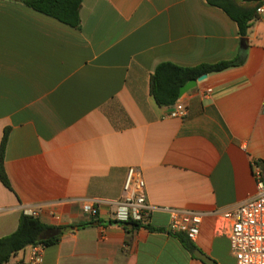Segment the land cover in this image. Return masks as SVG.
<instances>
[{
	"label": "crops",
	"instance_id": "0c3cea01",
	"mask_svg": "<svg viewBox=\"0 0 264 264\" xmlns=\"http://www.w3.org/2000/svg\"><path fill=\"white\" fill-rule=\"evenodd\" d=\"M80 20L75 29L0 0V145L8 130L11 183L0 181V239L35 210L60 230L43 264H207L195 250L236 264L220 213L256 194L255 166L264 173V12L246 37L206 0H82ZM236 59L179 98L183 119L151 95L162 63ZM130 167L143 173L149 229L110 220ZM88 202L97 219L84 213ZM166 209L202 217L192 252L167 232Z\"/></svg>",
	"mask_w": 264,
	"mask_h": 264
},
{
	"label": "built area",
	"instance_id": "2783aa9c",
	"mask_svg": "<svg viewBox=\"0 0 264 264\" xmlns=\"http://www.w3.org/2000/svg\"><path fill=\"white\" fill-rule=\"evenodd\" d=\"M264 7L257 9L262 14ZM212 93L208 88L203 96ZM188 110L181 99L177 100L170 111L171 118L183 119ZM256 194L237 205L220 213V230L229 236L231 251L236 264H264V173L255 166ZM152 209L147 205L146 184L141 169L130 167L127 170L123 186L122 200L116 204L110 220L117 224L137 223L139 227L148 229L151 223ZM83 211L92 219L99 217V206L93 202L84 204ZM170 213L168 231L171 234H182L190 242H196L202 224V217L185 211L166 209ZM29 216H38L37 211L29 210ZM47 245L37 243L30 246V255L25 264H43Z\"/></svg>",
	"mask_w": 264,
	"mask_h": 264
},
{
	"label": "trees",
	"instance_id": "16d2710c",
	"mask_svg": "<svg viewBox=\"0 0 264 264\" xmlns=\"http://www.w3.org/2000/svg\"><path fill=\"white\" fill-rule=\"evenodd\" d=\"M29 8L56 19L72 28L79 29L81 25L80 8L82 0H21ZM206 2L222 9L237 24L239 34L246 37L250 23L257 18V9L263 2L245 3L243 0H206ZM242 59L223 61L216 64H202L196 67H181L172 63H162L157 66L150 79V92L156 104L160 107L172 106L180 98V88L191 80H197L203 75H213L242 65ZM8 130H5L0 145V181L8 188L11 183L5 170L4 154L7 144ZM133 224L139 227L137 223ZM149 229V228H148ZM49 227L38 218L22 214L14 233L0 239V264H6L12 256L27 247L37 243L49 246L58 241V237L44 240ZM168 233H170L167 230ZM188 250L194 247L182 234H175Z\"/></svg>",
	"mask_w": 264,
	"mask_h": 264
},
{
	"label": "water",
	"instance_id": "95a60500",
	"mask_svg": "<svg viewBox=\"0 0 264 264\" xmlns=\"http://www.w3.org/2000/svg\"><path fill=\"white\" fill-rule=\"evenodd\" d=\"M264 0H243V2L245 3H259V2H263ZM246 44L243 43V45ZM208 77V75H203L201 77H199L197 80H191L189 81L187 84H185L184 86H182L180 88V97L183 96L184 94L188 93L189 91H191L192 89H195L198 86V83L202 82L203 80H205ZM128 227H133V224H128ZM60 234V230L58 229H49L45 236H44V240L47 239H51L54 238L56 236H58ZM194 256L200 260H202L203 262L207 263V264H212L213 261L208 258L206 255H204L200 250H195L194 251Z\"/></svg>",
	"mask_w": 264,
	"mask_h": 264
}]
</instances>
